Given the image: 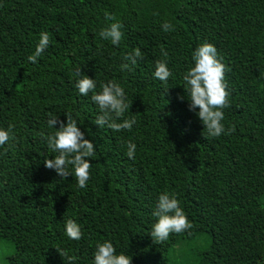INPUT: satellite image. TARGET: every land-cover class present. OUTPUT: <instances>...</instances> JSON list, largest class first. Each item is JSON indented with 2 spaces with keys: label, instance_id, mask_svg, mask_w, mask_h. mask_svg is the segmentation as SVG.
I'll use <instances>...</instances> for the list:
<instances>
[{
  "label": "trees",
  "instance_id": "trees-1",
  "mask_svg": "<svg viewBox=\"0 0 264 264\" xmlns=\"http://www.w3.org/2000/svg\"><path fill=\"white\" fill-rule=\"evenodd\" d=\"M116 21L119 46L99 36ZM42 31L50 43L32 63ZM205 42L230 69L222 121L235 126L230 135L208 137L199 109L188 107L183 74ZM137 47L144 58L122 71ZM161 47L166 83L153 75ZM77 69L97 92L109 80L121 84L131 104L124 118H136L131 131L93 123L101 113L92 93L76 88ZM49 112L65 124L71 113L95 146L86 188L44 166L56 155L39 135L55 130ZM10 124L13 139L0 147V242L13 252L2 264H68L57 249L93 264L105 240L132 264H175L177 253H195L192 264H264V0H0V128ZM165 190L194 227L158 244L149 232ZM67 219L80 224L79 241L67 237Z\"/></svg>",
  "mask_w": 264,
  "mask_h": 264
},
{
  "label": "clouds",
  "instance_id": "clouds-1",
  "mask_svg": "<svg viewBox=\"0 0 264 264\" xmlns=\"http://www.w3.org/2000/svg\"><path fill=\"white\" fill-rule=\"evenodd\" d=\"M106 21H115L116 18L111 13H105ZM122 24L118 21L109 23L102 28L99 36L110 41L112 45L119 46L123 32ZM164 31H173V26L169 22L162 25ZM50 43V37L47 32L42 31L39 36L38 44L35 51L28 57L32 63L37 62V58L42 55ZM161 54L164 57L155 61L154 78L167 82L172 72L168 67V53L161 47ZM144 53L139 47L135 48L132 53L127 54L124 59L130 63H122V71H131L130 65L137 64L138 59H143ZM194 66L190 67L183 74L185 82V91L189 100V110L199 111L196 113L204 126L208 137H219L221 134L230 135L235 131V126L225 129L222 121L224 120L223 109L230 107L228 92V82L226 72L230 69L223 63V57L218 53L217 48L208 42L199 45L192 53ZM75 75L80 77L76 81V88L82 96H88L91 92V100L98 106L100 115L93 123L100 128L107 126L114 132L121 130L131 131L136 124L135 116L124 118L125 113L129 111L131 104L128 102L125 90L120 83L115 80H109L107 83L100 85V91H96V80L83 74L81 69H77ZM67 123L58 118V115L49 112L47 127L55 129L54 131L39 135L46 141L50 152L56 153L54 159L46 158L44 166L48 169H54L62 179H67L72 175L81 189L86 188L90 180L91 167L88 158L95 155V146L92 141L85 138L84 132L78 127V121L73 118L71 113H65ZM122 121V122H118ZM59 125V127H56ZM14 125L10 124L7 129L0 128V147L9 143L13 136L11 135ZM126 155L130 159H135L136 144L132 141L127 142ZM153 215L157 221L152 225L149 232L155 243L161 244L168 240L173 233L180 234L188 232L194 227L188 219L184 209L180 206V201L175 192L163 191L158 196V201ZM66 235L71 240L79 241L82 236V228L73 219H67L65 222ZM63 259L68 264H74L76 256H69L68 252L57 249ZM93 264H132L131 256L121 252L117 254L112 242L105 240L97 242L94 251Z\"/></svg>",
  "mask_w": 264,
  "mask_h": 264
},
{
  "label": "rangeland",
  "instance_id": "rangeland-1",
  "mask_svg": "<svg viewBox=\"0 0 264 264\" xmlns=\"http://www.w3.org/2000/svg\"><path fill=\"white\" fill-rule=\"evenodd\" d=\"M261 201L263 202L262 205H264V198ZM12 252H13V247L11 245H9L6 242H0V257L11 255ZM194 254L188 255L187 253L186 254L177 253L175 254V256L172 255L171 259L175 264H192L195 259ZM0 264L2 263L0 262Z\"/></svg>",
  "mask_w": 264,
  "mask_h": 264
}]
</instances>
